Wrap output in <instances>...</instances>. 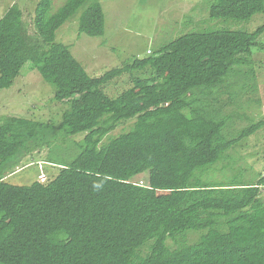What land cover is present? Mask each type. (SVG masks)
<instances>
[{
	"label": "trees",
	"instance_id": "trees-1",
	"mask_svg": "<svg viewBox=\"0 0 264 264\" xmlns=\"http://www.w3.org/2000/svg\"><path fill=\"white\" fill-rule=\"evenodd\" d=\"M53 1L38 0L33 34L16 4L0 18V90L30 62L55 102L76 98L56 123L0 124V264H264V178H208L264 124L226 132L235 114L219 101L227 78L252 72L235 69L253 49L264 52V25L185 34L91 77L55 38L83 5L78 33L102 37L101 2L64 0L49 14ZM258 13L264 0H214L209 9L211 19L243 22ZM124 75L128 86L110 95L106 85ZM129 120L130 131L112 134ZM63 144L78 153L65 154L55 176L7 182L30 154L47 148L45 162L62 158ZM190 233L201 235L188 242Z\"/></svg>",
	"mask_w": 264,
	"mask_h": 264
},
{
	"label": "rangeland",
	"instance_id": "rangeland-1",
	"mask_svg": "<svg viewBox=\"0 0 264 264\" xmlns=\"http://www.w3.org/2000/svg\"><path fill=\"white\" fill-rule=\"evenodd\" d=\"M38 0H0V18L6 10L16 4L23 13V20L33 34L35 8ZM64 0H54L49 11L53 14ZM104 13V35L88 37L78 33V22L87 5L78 11L56 32V42L69 47L73 57L85 68L87 75L99 77L106 71L122 66L132 58L143 59L149 52L156 51L178 37L194 32L213 30H240L252 32L264 25V13L255 14L249 21H234L211 19L210 6L214 0H100ZM264 44V32L258 39ZM250 64L236 68L239 73L250 74L246 77L233 76L226 79L224 93L219 101L226 105L225 113H234L235 117L226 132L236 133L239 130L258 121H264V52L254 50L248 58ZM128 86V76L115 79L106 85L110 95H116ZM55 88L42 80L31 63H26L12 86L0 90V124L5 119L17 118L33 122L55 123L61 119V114L71 103H58L53 100ZM119 125L112 134L128 132L134 125V120ZM84 134L74 136V141H80ZM229 158L219 161L210 168V180L231 181L240 177L244 182H258L264 178V124L257 132L247 138L240 139ZM72 148V149H70ZM63 153L47 163L45 148L41 152L30 154L20 165L22 169L6 178L9 184L27 186L34 181L52 178L58 172L65 154L71 160L78 150L62 145ZM72 150L73 152H70ZM223 166V167H222ZM45 175V176H44ZM148 175V174H146ZM143 175L138 181L145 182ZM264 196V187L261 189ZM204 233V232H202ZM197 233L187 235L188 242H193ZM198 239V238H197ZM171 248L176 244L167 242Z\"/></svg>",
	"mask_w": 264,
	"mask_h": 264
},
{
	"label": "built area",
	"instance_id": "built-area-1",
	"mask_svg": "<svg viewBox=\"0 0 264 264\" xmlns=\"http://www.w3.org/2000/svg\"><path fill=\"white\" fill-rule=\"evenodd\" d=\"M139 184H140L141 186H143V183H142V182H139Z\"/></svg>",
	"mask_w": 264,
	"mask_h": 264
}]
</instances>
